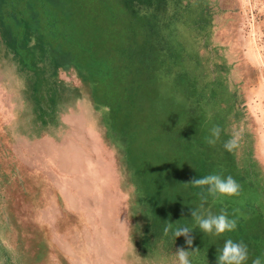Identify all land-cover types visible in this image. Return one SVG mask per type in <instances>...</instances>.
<instances>
[{
  "label": "rangeland",
  "instance_id": "374dc122",
  "mask_svg": "<svg viewBox=\"0 0 264 264\" xmlns=\"http://www.w3.org/2000/svg\"><path fill=\"white\" fill-rule=\"evenodd\" d=\"M9 2L0 0V264H172L187 246L164 235L169 222L193 228V264H215L228 238L247 245V264L264 257V0ZM120 19L144 27V46L126 44ZM209 174L231 175L238 194L191 183ZM192 208L224 211L237 227L204 234Z\"/></svg>",
  "mask_w": 264,
  "mask_h": 264
},
{
  "label": "clouds",
  "instance_id": "9594fccd",
  "mask_svg": "<svg viewBox=\"0 0 264 264\" xmlns=\"http://www.w3.org/2000/svg\"><path fill=\"white\" fill-rule=\"evenodd\" d=\"M211 137L209 143H215V139L219 138L220 129L214 127L211 129ZM235 146V140H229L224 144L225 149L231 151ZM191 183L195 186H207V192L213 197L233 196L239 192V184L231 176L223 177L219 174H209L204 177H194ZM203 204H201V209ZM191 217L199 230L204 234L221 236L226 232L236 229L237 223L224 211L219 214L208 213L205 215L200 209L192 208ZM193 228L189 226L173 227L169 222L163 229L164 235L167 236L171 232L172 237L176 239L180 236L185 237V245L187 247H179L172 253V264H193V258L198 255L199 248L192 249L193 237L190 235ZM134 247V245H133ZM135 248V247H134ZM249 252L247 245L243 242H236L230 238L224 241L222 247L217 248L215 264H247ZM143 264H169L164 256L153 255L150 259L142 258ZM251 264H264V257H255Z\"/></svg>",
  "mask_w": 264,
  "mask_h": 264
},
{
  "label": "trees",
  "instance_id": "16d2710c",
  "mask_svg": "<svg viewBox=\"0 0 264 264\" xmlns=\"http://www.w3.org/2000/svg\"><path fill=\"white\" fill-rule=\"evenodd\" d=\"M20 0H18V2H19ZM6 3H7V5L9 6V0H6ZM19 4V3H18ZM7 7V6H6ZM7 10L8 9H6V11L5 12H7ZM114 12V11H113ZM7 14V13H6ZM20 15V14H19ZM9 17V16H8ZM19 16H17V18H18ZM11 18V17H10ZM12 19H14V18H12ZM123 22L121 21V19H120V28H121V31H122V34L124 35V38H125V40H126V44H127V41H129V40H134V39H138V41H139V43H140V46L142 47V45L144 46V44H146V42H147V38L145 39V37H144V34H145V30H144V27H140V29H141V33H140V31L137 33L136 31H135V29L134 28H132V29H129V27L127 26V24L126 23H123ZM136 23H134V25H135ZM138 24V23H137ZM140 25V24H139ZM133 31V32H130V31ZM144 31V32H143ZM129 35L128 37L126 36L125 37V35ZM138 35V36H137ZM150 51V55H151V57L150 58H152L153 59V62H155V60L157 59V53H158V51H156V53H152L153 52V50H149ZM141 52H143V53H145V51L144 50H141ZM161 60V64H162V62L163 63H168V61L167 60H165V59H160ZM102 62V64L101 65H98V67L100 68V70H101V72H105V74H107V71L105 70V68L103 67V66H106L107 65V63L104 61H100V62H98V63H101ZM126 63H129L128 61H125ZM98 77H99V79H100V81L102 82V84L104 85V82H103V80L104 79H102V76L100 75V72L98 73ZM108 77H111V76H107V78ZM108 80L107 79H105V85H107V86H109L111 89H113V82L111 83V82H107ZM115 95V93H113L112 92V90H110V97H113Z\"/></svg>",
  "mask_w": 264,
  "mask_h": 264
},
{
  "label": "bare ground",
  "instance_id": "6f19581e",
  "mask_svg": "<svg viewBox=\"0 0 264 264\" xmlns=\"http://www.w3.org/2000/svg\"><path fill=\"white\" fill-rule=\"evenodd\" d=\"M30 97H31V96H30ZM30 97H29V98H30ZM81 122H82V121H81ZM78 126H79V125H78ZM81 136H82V134H81ZM95 139H96V138H95ZM87 143H88V142H87ZM73 144H74L76 147L83 148V146H82L83 143L78 144V142H77V143H76V142H73ZM75 146H74V147H75ZM60 149H61V148H60ZM83 150H86V149H83ZM97 151H98V150H97ZM59 153H60V152H59ZM63 153L66 154V155H69V151H68V149H67L66 151H64ZM82 153H83V152H82ZM64 154H63V155H64ZM78 155L81 156L80 154H78ZM88 155H89V154H88ZM88 157H89V156H88ZM89 158H90V157H89ZM80 159H81V158H80ZM59 160H60V159H59ZM80 162H81V161H80ZM58 163H60V162H58ZM80 166H81V165H80ZM93 168H94V167H93ZM98 168H99V167H98ZM96 170H97V169H96ZM98 170H100V169H98ZM98 170H97V171H98ZM97 175H98V174H97Z\"/></svg>",
  "mask_w": 264,
  "mask_h": 264
}]
</instances>
